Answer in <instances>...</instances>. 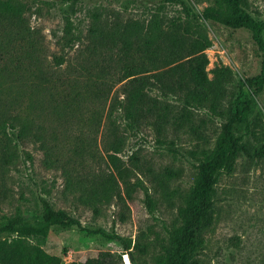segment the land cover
<instances>
[{"label":"trees","instance_id":"trees-1","mask_svg":"<svg viewBox=\"0 0 264 264\" xmlns=\"http://www.w3.org/2000/svg\"><path fill=\"white\" fill-rule=\"evenodd\" d=\"M57 1L69 6L64 9V32L58 40L64 53L45 58L38 31L27 24L28 1L0 0V167L16 165L23 151L32 158L24 149L28 143L41 146L46 165L60 160L61 147L47 142L44 121L49 114L63 135L83 118L102 121L104 113L105 120L128 130L140 132L151 125L160 133L171 126L195 127V109L227 118L216 145L194 152L203 156L204 163L199 165L195 186L183 194L177 220L155 259V264H193L196 238L213 219L215 175L235 172L239 157L252 154L236 135V126L251 114V99L239 96L232 111L226 104L233 98L229 85L234 71L224 63L209 69L207 49L213 40L202 19L252 30L263 54V67L247 82L257 92L264 85V22L249 12V0H215L200 12L187 0H134L144 5L138 13L127 8L92 11L83 38L70 7L84 0ZM168 6H177L178 12L169 14ZM84 39V52L69 58L68 49ZM261 121L257 119L256 126H262ZM73 138L74 154L90 153L86 138ZM124 142L125 137L117 134L104 146L117 176L128 185L129 170L118 155ZM148 202L154 205L151 196ZM41 204L37 223L21 209L0 214V264H63L61 255L45 249V238L52 225L82 227V222L67 210L56 209L45 197ZM138 246L130 239L121 252L104 250L72 264H120L123 255L131 257V248Z\"/></svg>","mask_w":264,"mask_h":264},{"label":"rangeland","instance_id":"rangeland-1","mask_svg":"<svg viewBox=\"0 0 264 264\" xmlns=\"http://www.w3.org/2000/svg\"><path fill=\"white\" fill-rule=\"evenodd\" d=\"M26 1L27 24L42 39V56L53 58L54 54L64 53L58 40L64 32V9L68 4L57 0ZM187 2L200 12L215 0ZM143 6L134 0H84L71 6L70 12L84 38L92 11L127 8L128 12L138 13ZM166 9L169 14L178 12L177 6ZM248 10L264 22V0H249ZM202 20L213 40L207 49L209 69L224 63L234 71L229 85L233 98L226 104L232 111L239 96L251 99V114L248 121L236 126V135L252 154L239 157L235 172L224 170L215 175L213 219L196 238L191 250L193 264H264V85L257 92L247 82L261 73L263 54L251 29ZM86 44L84 39L80 45L72 46L68 57L77 58ZM105 115L102 121L83 118L63 135L60 124L49 114L44 121L47 142L61 147L60 160L46 165L41 146L25 144L24 149L32 158L23 151L16 165L0 167V214H14L21 209L30 221L37 223L42 211L41 197H45L56 209H65L82 222V227L52 225L45 238V249L61 255L63 264L86 260L104 250L121 252L130 239L139 246L131 248V257L125 253L120 264H155L168 229L177 220L182 196L195 186L199 165L204 163L203 156L194 152L216 145L227 118L195 109V127L171 126L160 133L151 125L140 132L128 130L124 125L118 126V122H108ZM257 119L262 120V126H256ZM117 134L125 137L118 155L129 170L128 185L117 176L104 146ZM74 135L91 143L86 156L71 150ZM149 196L154 205L148 202Z\"/></svg>","mask_w":264,"mask_h":264}]
</instances>
